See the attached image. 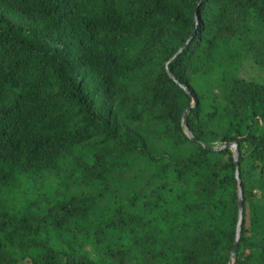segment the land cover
Wrapping results in <instances>:
<instances>
[{
  "label": "trees",
  "instance_id": "1",
  "mask_svg": "<svg viewBox=\"0 0 264 264\" xmlns=\"http://www.w3.org/2000/svg\"><path fill=\"white\" fill-rule=\"evenodd\" d=\"M247 60L264 0H0V264H264ZM188 91L192 134L238 143L235 256L234 155L186 135Z\"/></svg>",
  "mask_w": 264,
  "mask_h": 264
},
{
  "label": "water",
  "instance_id": "2",
  "mask_svg": "<svg viewBox=\"0 0 264 264\" xmlns=\"http://www.w3.org/2000/svg\"><path fill=\"white\" fill-rule=\"evenodd\" d=\"M192 35L190 36L189 40L186 41L181 48L172 56V58L170 60H173L175 57H177L183 50L184 48L187 46V44L189 43V41L191 40ZM169 75L171 77H173V75L168 71ZM174 78V77H173ZM178 84H180L177 81ZM188 93L191 95L192 97V104L191 106L184 112L183 116H182V127L184 129V132L186 133V135L188 137H190L192 140L198 142L199 144H201L204 147H208L211 149H216V148H228L233 152L234 155V162H235V167H236V178L238 181V224H237V229H236V239H235V243H234V248L232 251V256H235L237 248H238V242H239V238H240V234H241V230H242V224H243V212H244V205H243V189L241 186V177H240V171H239V150H238V143L236 141L234 142H223V143H217V144H213V145H209L207 143L201 142L200 140H198L190 131V129L188 128L187 124L185 123V118L187 113L191 110L192 107L195 106L196 104V97L190 92L188 91Z\"/></svg>",
  "mask_w": 264,
  "mask_h": 264
},
{
  "label": "rangeland",
  "instance_id": "3",
  "mask_svg": "<svg viewBox=\"0 0 264 264\" xmlns=\"http://www.w3.org/2000/svg\"><path fill=\"white\" fill-rule=\"evenodd\" d=\"M241 75L264 83V68L258 67L253 61L247 60L241 69Z\"/></svg>",
  "mask_w": 264,
  "mask_h": 264
}]
</instances>
